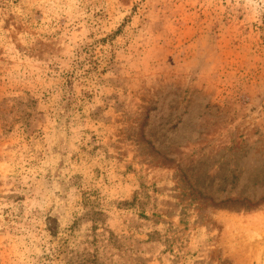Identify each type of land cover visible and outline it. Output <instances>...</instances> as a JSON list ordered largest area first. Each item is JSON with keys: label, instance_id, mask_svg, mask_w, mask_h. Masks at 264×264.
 <instances>
[{"label": "rangeland", "instance_id": "1", "mask_svg": "<svg viewBox=\"0 0 264 264\" xmlns=\"http://www.w3.org/2000/svg\"><path fill=\"white\" fill-rule=\"evenodd\" d=\"M0 264H264V0H0Z\"/></svg>", "mask_w": 264, "mask_h": 264}]
</instances>
